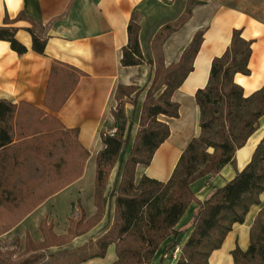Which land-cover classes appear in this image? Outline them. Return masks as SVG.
I'll return each instance as SVG.
<instances>
[{
    "label": "trees",
    "instance_id": "16d2710c",
    "mask_svg": "<svg viewBox=\"0 0 264 264\" xmlns=\"http://www.w3.org/2000/svg\"><path fill=\"white\" fill-rule=\"evenodd\" d=\"M201 0H188L184 12L160 27L154 37L157 52L147 59L139 40L140 22L136 12L128 24V42L124 45L121 62L136 65L148 62L153 74L146 90L138 128L125 159L121 160L117 180L106 194L109 175L123 149L129 145L133 126L122 96L136 102L140 89L136 85L119 84L112 109L116 131L103 132L105 144L97 153L95 177V215L72 219L68 230L57 235L52 226L41 222L42 241H34L27 234L23 256L10 264H45L47 248L61 245L92 228L105 214L109 197H114L111 224L96 239H91L84 253H71L67 258L61 251L56 264H75L92 256H104L107 247L115 243L117 258L111 264H150L161 243L169 236L166 251L180 246V255L171 264H210V255L219 248L235 223L243 222L253 204L261 202L264 191V136L257 143L251 159L234 177L215 188L200 200L192 183L201 177L220 172L227 163L236 164V151L259 127L264 114V84L246 95L234 75L251 72L249 59L253 39L242 36L240 28L233 30L226 50L212 61L207 84L196 92L200 107V134L190 140L178 163L166 181L150 175L136 180L138 163L148 164L156 148L170 134L169 123L162 116L179 115V104L173 92L193 69V60L201 46L204 30L196 31L178 61L166 64L162 44L179 29L192 14L193 6ZM28 18L26 28L33 37L32 48L45 52L48 36L45 25L20 11L17 16L5 14L0 24V40H8L18 53L28 47L16 37L19 26L15 22ZM79 69L54 61L46 91V104L57 110L73 91ZM132 92L134 93L131 96ZM127 101V100H126ZM40 120L30 122L12 101L0 98V233L10 217L16 223L39 206L47 197L80 177L89 150L78 138V128H67L53 114L42 111ZM44 185V186H42ZM42 186V187H41ZM192 202L196 207L189 223L181 219ZM5 229V230H4ZM184 241L181 234L187 232ZM246 249L237 245L232 254L235 264H264V206L257 214L250 230ZM182 241V242H181ZM62 254V255H61ZM64 254V255H63ZM63 256V257H62ZM49 263V264H52Z\"/></svg>",
    "mask_w": 264,
    "mask_h": 264
},
{
    "label": "crops",
    "instance_id": "0c3cea01",
    "mask_svg": "<svg viewBox=\"0 0 264 264\" xmlns=\"http://www.w3.org/2000/svg\"><path fill=\"white\" fill-rule=\"evenodd\" d=\"M202 1L193 6L190 18L162 44L165 62L170 64L179 60L196 31L204 30L201 46L193 60V69L173 92L172 98L179 104V115L175 118L162 116L169 123L170 134L156 148L148 164L138 163L136 180L144 174L168 180L190 140L200 134V107L196 92L207 84L213 58L226 50L235 28H240L245 38L253 39L249 59L251 72L235 73V81L242 85L246 95L264 84V0ZM187 3L188 0H0V24L5 14L15 17L22 10L41 21L45 25L43 32L48 36L45 52L35 51L32 48V34L26 28L31 21L20 18L15 22L19 26L16 37L27 45V51L20 54L8 40H0V98L15 103L30 122L42 119V111L51 112L65 127L78 128L79 141L89 150L82 175L25 214L13 227L0 234L3 238L20 235L24 247L23 236L28 230H38L42 215L69 214L78 207V203L84 208L87 218L96 214L95 161L97 153L105 146L102 133L116 131L112 114V109L117 105L116 89L119 84L136 85L140 92L135 103L128 97L125 102L126 114L134 120L131 140L109 175L106 194L117 180L121 160L126 158L131 147L153 74V66L148 62L136 65H123L121 62V50L128 42L130 19L136 12L140 22L142 52L147 59L154 58L158 50L154 42L155 34L162 25L179 17ZM54 61L80 71L73 91L57 110L45 102ZM263 136L264 114L258 129L237 149L235 165L227 163L220 172L208 178H198L192 183L196 196L204 200L215 188L234 177L235 170L244 167L251 159ZM260 197L261 202L253 204L245 220L235 223L222 245L213 250L210 264H235L230 252L237 245L243 249L248 247L251 227L264 206V191ZM113 202L114 197H109L103 217L88 231L59 245L60 249L57 250H64L67 258L71 253L87 251L86 245L90 240L96 239L110 226ZM196 205V202L191 203L181 219L182 224L189 223ZM68 227L69 224L57 233H66ZM187 235L188 231L183 232L181 240L184 241ZM173 238L171 235L161 243L150 264H171L178 258L180 248L166 251V244ZM34 239L42 240L43 235L37 233ZM116 258L115 243H111L104 256L88 257L75 264H111Z\"/></svg>",
    "mask_w": 264,
    "mask_h": 264
},
{
    "label": "rangeland",
    "instance_id": "374dc122",
    "mask_svg": "<svg viewBox=\"0 0 264 264\" xmlns=\"http://www.w3.org/2000/svg\"><path fill=\"white\" fill-rule=\"evenodd\" d=\"M201 2H203V1L201 0ZM131 96H132V94H131ZM127 97L129 98L130 96H128V95L122 96V100H120V101H123V103L125 104V102L127 100ZM116 102L118 103V100L117 99H116ZM88 176H89V173H88ZM42 186H44V185H42ZM82 215H84L83 218H85V219L87 218V216L85 214L84 208L79 203H78V207L77 208H73L72 211L69 214H60V213L54 214V213H52V214H48V215H42L41 216V219H40V222H39V228H38V230L37 231H34V232L28 230L25 233V235L23 236L24 239H25V241H24L25 242L24 247H26L27 234L34 241H39V242L42 241V240H35L34 238H36V234L37 233H40V234L43 235V233H42L43 231H42V228H41V222L44 219L46 220L45 225L46 226L51 225L52 226V231L54 233H56L57 235H59V233H57V232L62 231V229L64 230L65 227L68 224L71 223V220L72 219H75L76 220L78 217H80V216L82 217ZM23 217H20V220ZM112 219H113V217H112ZM19 221H17L16 223H18ZM16 223H14L13 221H11L10 220V217H8V219H6V221L3 223V225H4V228L7 231L9 228L13 227ZM0 226H1V224H0ZM63 232H65V231H63ZM21 240L22 239H21L20 235L17 236V234L15 236H13L12 238H7V239L6 238H3L0 235V264H10L13 261L17 260L18 258H20V257H22L24 255L23 252H24V249L25 248L22 247ZM52 246H55V247L52 248ZM52 246H49V248H47V252H48V254L50 256H49V258H48V256L45 257V264L52 263L51 261H53L54 259L56 260L57 258L60 257V254H58V253H59V251L61 252V250H57V249H60L59 248L60 246L59 245L58 246L57 245H52ZM66 255L67 254H65L64 256H66ZM230 256H231V258L233 259V262H234V257H233L232 251L230 252ZM52 264H56V262H53Z\"/></svg>",
    "mask_w": 264,
    "mask_h": 264
},
{
    "label": "built area",
    "instance_id": "2783aa9c",
    "mask_svg": "<svg viewBox=\"0 0 264 264\" xmlns=\"http://www.w3.org/2000/svg\"><path fill=\"white\" fill-rule=\"evenodd\" d=\"M180 248V246H176V250H178Z\"/></svg>",
    "mask_w": 264,
    "mask_h": 264
},
{
    "label": "bare ground",
    "instance_id": "6f19581e",
    "mask_svg": "<svg viewBox=\"0 0 264 264\" xmlns=\"http://www.w3.org/2000/svg\"><path fill=\"white\" fill-rule=\"evenodd\" d=\"M202 80V79H201ZM216 257V256H215ZM226 262V261H225ZM216 263V262H215ZM230 264V263H229Z\"/></svg>",
    "mask_w": 264,
    "mask_h": 264
}]
</instances>
